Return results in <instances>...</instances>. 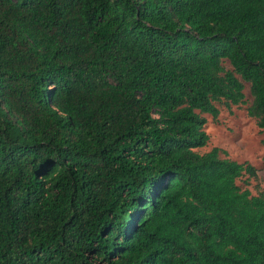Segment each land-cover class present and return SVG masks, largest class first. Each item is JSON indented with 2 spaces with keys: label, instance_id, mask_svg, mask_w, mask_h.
Masks as SVG:
<instances>
[{
  "label": "trees",
  "instance_id": "trees-1",
  "mask_svg": "<svg viewBox=\"0 0 264 264\" xmlns=\"http://www.w3.org/2000/svg\"><path fill=\"white\" fill-rule=\"evenodd\" d=\"M245 83L264 145V0H0V264H264L256 168L198 150Z\"/></svg>",
  "mask_w": 264,
  "mask_h": 264
},
{
  "label": "rangeland",
  "instance_id": "rangeland-1",
  "mask_svg": "<svg viewBox=\"0 0 264 264\" xmlns=\"http://www.w3.org/2000/svg\"><path fill=\"white\" fill-rule=\"evenodd\" d=\"M229 67V63H226ZM246 84V100L239 105L228 108L220 104V114L214 119L210 114L207 118L206 132L210 136L206 147L198 149L206 152L213 147H220L227 151L224 155L238 162H249L256 168V176H244L238 183L249 188L253 194L264 193V145L263 134L255 118L248 113L252 102L249 83ZM248 180V183L246 182Z\"/></svg>",
  "mask_w": 264,
  "mask_h": 264
}]
</instances>
